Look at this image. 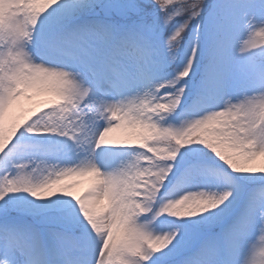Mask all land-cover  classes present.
<instances>
[{
	"label": "snow or ice",
	"instance_id": "1",
	"mask_svg": "<svg viewBox=\"0 0 264 264\" xmlns=\"http://www.w3.org/2000/svg\"><path fill=\"white\" fill-rule=\"evenodd\" d=\"M0 264H264V0H0Z\"/></svg>",
	"mask_w": 264,
	"mask_h": 264
},
{
	"label": "bare ground",
	"instance_id": "2",
	"mask_svg": "<svg viewBox=\"0 0 264 264\" xmlns=\"http://www.w3.org/2000/svg\"><path fill=\"white\" fill-rule=\"evenodd\" d=\"M38 99L42 100L44 97L41 96ZM67 182L74 183L76 185L73 191L77 193L85 191L89 187V183L86 178H71Z\"/></svg>",
	"mask_w": 264,
	"mask_h": 264
},
{
	"label": "rangeland",
	"instance_id": "3",
	"mask_svg": "<svg viewBox=\"0 0 264 264\" xmlns=\"http://www.w3.org/2000/svg\"><path fill=\"white\" fill-rule=\"evenodd\" d=\"M39 98V97H38Z\"/></svg>",
	"mask_w": 264,
	"mask_h": 264
}]
</instances>
